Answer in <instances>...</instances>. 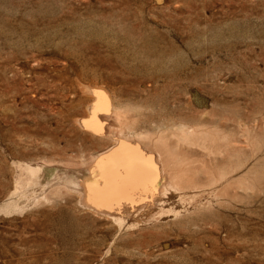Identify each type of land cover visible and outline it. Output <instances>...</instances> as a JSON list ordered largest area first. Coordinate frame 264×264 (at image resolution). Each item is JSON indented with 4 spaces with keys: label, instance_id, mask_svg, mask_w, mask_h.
Returning <instances> with one entry per match:
<instances>
[{
    "label": "rangeland",
    "instance_id": "obj_1",
    "mask_svg": "<svg viewBox=\"0 0 264 264\" xmlns=\"http://www.w3.org/2000/svg\"><path fill=\"white\" fill-rule=\"evenodd\" d=\"M0 264H264V0H0Z\"/></svg>",
    "mask_w": 264,
    "mask_h": 264
},
{
    "label": "bare ground",
    "instance_id": "obj_2",
    "mask_svg": "<svg viewBox=\"0 0 264 264\" xmlns=\"http://www.w3.org/2000/svg\"><path fill=\"white\" fill-rule=\"evenodd\" d=\"M95 109H97V108H95ZM93 115H94V113H93ZM93 119H96V117ZM84 121L85 122H82V123L85 125L87 124V126L89 125L90 127H92V125L94 123V121H93V123L91 121H86V120H84ZM97 121H98V119L96 120V122ZM90 127H88V128H90ZM92 128L94 129V126ZM96 129H98V128L95 127V130ZM194 134H195V129L190 128V129H187V132L184 135H181L180 138L185 139V140L190 141V142H193ZM145 143H146L145 144L146 154L148 156H152L154 158L155 154L153 152L158 153V155L156 154L157 155V163H159L162 166V171L159 174H154L153 172H150L149 170H146L144 174L140 173V175L137 177L138 179L136 180L139 184L138 187L135 189V191L118 194L117 197H119V196L120 197L112 202V205H116V207L123 206L125 203H130L132 200H134L133 198H135V195L133 198L130 195H132L133 193L139 194L141 192H144L145 190L153 187L155 184L157 185L158 181L159 182L161 181L163 183V187H162L163 190L162 191H164V189L166 187H168L169 185L182 183L183 179H185V177H187V176L184 177V174H182V171L180 169V165H181V162L183 163V157L184 156L181 155V153L178 151V146L176 144H175L176 146L175 145L171 146L168 139L166 137H162V136L157 137V138H153L151 140L149 137H146ZM136 146L140 147L141 145L139 143ZM118 147L119 148L116 149V153H118L120 156L124 155L125 157L126 156L130 157L135 161L140 159V156L138 155L139 149H136L130 143L123 142ZM147 165H149V163ZM204 167H203V169H204ZM109 183H110L109 180H107L106 184H109ZM140 199H142V198H140ZM111 208H113V207H111Z\"/></svg>",
    "mask_w": 264,
    "mask_h": 264
}]
</instances>
